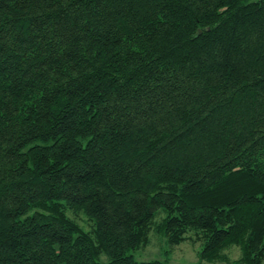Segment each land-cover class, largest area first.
<instances>
[{
	"label": "trees",
	"instance_id": "1",
	"mask_svg": "<svg viewBox=\"0 0 264 264\" xmlns=\"http://www.w3.org/2000/svg\"><path fill=\"white\" fill-rule=\"evenodd\" d=\"M151 233L264 264V0H0V264Z\"/></svg>",
	"mask_w": 264,
	"mask_h": 264
},
{
	"label": "rangeland",
	"instance_id": "2",
	"mask_svg": "<svg viewBox=\"0 0 264 264\" xmlns=\"http://www.w3.org/2000/svg\"><path fill=\"white\" fill-rule=\"evenodd\" d=\"M71 217H75L78 223L85 229H90V222L87 217L82 213L78 216L70 214ZM160 217L156 219L159 222ZM201 250L200 243H192L191 241L184 242L178 246H169L165 238L159 234H150V243L145 248L131 252L134 259L137 261H164L170 264H196L199 258V252ZM229 258L237 259L239 256V250L237 248H231L227 251ZM202 264H222V263H205Z\"/></svg>",
	"mask_w": 264,
	"mask_h": 264
}]
</instances>
